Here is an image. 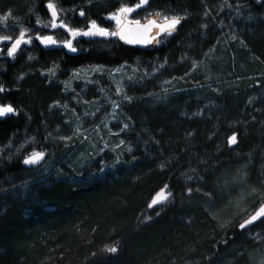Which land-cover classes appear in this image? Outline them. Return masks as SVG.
I'll return each mask as SVG.
<instances>
[{
	"label": "trees",
	"instance_id": "1",
	"mask_svg": "<svg viewBox=\"0 0 264 264\" xmlns=\"http://www.w3.org/2000/svg\"><path fill=\"white\" fill-rule=\"evenodd\" d=\"M55 1L61 7H79L87 2ZM201 1L210 5L220 2L149 0L145 6L147 14L159 11L186 17L177 33L159 47L126 46L118 38L81 37L73 42L78 49L75 53L65 48L43 51L35 46L37 60L47 64L50 57L53 61L57 59L59 68L67 70L84 64L113 67L137 58L168 53L170 59L180 55L187 63L194 60L204 64L210 57L208 47L204 46L211 47L219 36L208 34L203 38ZM44 2L40 0L38 7L43 17L47 16ZM241 2L249 8L244 17L251 19V23L237 25L242 33L241 46L232 41L225 44L226 49L212 62V73L221 71V74L211 73L219 78L218 82L208 85L204 91L215 88L213 99L179 98L150 111L139 110L149 120L145 125L149 133H139V139L131 140V144L144 146L142 154H136L138 161L131 155L129 159H122L121 165L101 171L97 159L76 169L68 162L71 152L49 149L39 167L51 159V170L39 178L21 180L24 174L36 168L23 166V157L0 166V182L11 178L17 182L14 187L18 190L13 195L0 197V264H178L183 257H194V239L206 238L209 224L198 209L200 198H185L183 175L198 176V171L210 166L213 159L215 162L218 152L230 154L231 147L248 157L252 155L240 162L246 165L253 161L252 169L260 164L262 167L264 161L259 157L264 149V4H257L256 0ZM86 13L94 14L90 8ZM78 15L74 18L81 22ZM97 21L105 24L100 19ZM26 23L34 24L31 18ZM37 29L42 32V28ZM18 66L14 63L5 73L0 72V83L5 89L2 96L17 108H23L25 115L17 110L16 114L0 120V149L18 134L29 135L30 131L45 134L40 122L43 115L46 117L45 105L51 93L41 81L32 78L20 89L11 90L7 85L8 75ZM233 133L237 143L229 147L227 141ZM230 164L236 162L225 166ZM212 175L213 172L209 177L211 186ZM165 184L172 190L175 204L149 209L151 196H148ZM211 190L215 192L213 187ZM147 198V207H143ZM156 208H161L162 212L155 216ZM140 209L141 213L136 215ZM192 214L196 219L192 225H187L188 216ZM178 216L185 220L181 221ZM144 217L151 219L141 222ZM229 235L226 245L240 235L237 226ZM129 241L134 242L133 247L127 245ZM113 244L118 246L117 253L102 252L106 245ZM222 245L221 242L216 248ZM213 256L215 258V254L210 255L203 264H213Z\"/></svg>",
	"mask_w": 264,
	"mask_h": 264
},
{
	"label": "rangeland",
	"instance_id": "2",
	"mask_svg": "<svg viewBox=\"0 0 264 264\" xmlns=\"http://www.w3.org/2000/svg\"><path fill=\"white\" fill-rule=\"evenodd\" d=\"M48 1L45 0L44 4ZM53 2L57 4L55 0ZM122 2L125 0H87L79 7H61L58 4L57 6L58 9L66 10L60 12V17L72 27L80 28V25L87 24L89 19H100L105 23L101 26L112 28L114 22H106L103 18L120 7ZM136 2L138 0H130L132 4ZM39 3L40 0H0V16L11 12V16L6 21H0V36L10 35L14 39L15 34L23 28L28 30L33 38L37 33L40 35L51 33L61 40L69 38L63 29L51 32L50 28H42L37 24L38 18L42 22L50 20L48 15L43 17L39 13ZM229 4L232 7H228ZM201 5L203 38L208 34L219 36L218 40L215 39L210 44L211 47L204 46V48L208 47L210 56L204 64L194 60H188L187 63L186 58L180 55L170 59L167 53L165 56L153 55L149 58H137L130 63L113 67L103 66V71H93L92 69L97 66H102L96 64H84L61 70L57 59L53 61V58L50 57V62L47 64L38 62L34 44L31 43V47L23 49L17 63L18 68L9 72L7 85L11 87V90L20 89L28 78H32L41 81L49 89L51 94L45 105L46 117L43 115L44 118L40 122L45 134L30 131L29 135H16V138L0 151V166L13 159L24 158L33 151L45 152L49 149H59L71 152L68 162L76 169H80L86 162L98 159L99 165H106L104 171L111 170L114 168L112 165L117 156L129 159L128 157L131 155L136 157V154L141 155L143 152V145L131 144L132 138H136V140L140 138L139 133H149L145 126L149 120L145 118V115L139 113V110L145 108L150 111L157 105H166L179 98L194 96L193 98L196 99H213L211 97L216 92L215 88L204 91L209 87L208 85L217 83L219 79L211 76V69L214 68L212 62L215 57L220 56V52L226 49L225 44L232 41L241 46L242 33L237 30V25L250 24L251 19L244 17L249 8L241 0H227V3L225 0H220V2L211 5L201 1ZM88 8L93 9L94 14L86 13ZM237 9H239V14ZM81 10L85 12L83 18L78 15ZM75 15H78L81 22L74 18ZM146 15L144 6L137 13H133L131 19H142ZM29 18L34 22L33 25L26 23ZM78 22L80 25H77ZM40 27L42 32L37 31V28ZM160 45L162 43H153L149 48ZM61 48H63L62 45L59 46V49ZM160 65L164 66L160 67ZM216 65H219V62H216ZM49 69L55 71L54 76L49 73ZM220 72L215 71L212 74L220 75ZM204 86L206 87L204 88ZM118 87L121 89L120 94H117L116 91ZM190 90L195 92L186 94ZM125 96L130 97L131 100H126ZM113 101L119 104L118 108L113 109ZM3 104H11L23 114L25 112L23 108H17L5 97L0 99V105ZM208 105L207 103L205 106L208 107ZM26 118L31 120L28 116ZM125 124L128 125L126 129L124 128ZM229 126L234 125L229 124ZM244 131L246 132V130ZM62 137H71V139L66 141ZM121 140L124 141L123 144L120 143ZM21 145L23 148L20 147ZM228 146L233 145L228 144ZM18 148L19 151H17ZM102 148L103 152H101ZM128 148H131L132 151L128 152ZM231 149L230 154L218 152L215 162L213 159L210 166L203 167L200 172L198 171V176L189 179L183 175L186 178L181 181L182 190L187 196L185 198L187 200L200 198L199 202L197 201L198 209L203 212L205 222L206 218L208 219L209 232L207 237L200 241L194 239L195 243L192 244L194 257L189 259L183 257V260H180L181 262L178 264H203L204 261H208L210 255L214 254L213 264H264V223L257 222L245 230H238L239 223L254 211L260 203V197L264 196V161L262 167L260 164L252 169L253 161L246 165L240 163L246 160L245 158L250 159L252 155L248 157L239 149H233V147ZM259 157L260 160H264V149L260 151ZM50 160L39 167L42 162L35 169L29 171L28 175L24 174L21 180L27 177L39 178L49 174ZM134 160L138 161L139 159L136 157ZM232 161L236 164L225 166ZM119 165L121 163L115 166ZM212 172L211 186L209 177ZM16 184L17 182L11 178L0 182V197L13 195L12 193L18 191L14 187ZM212 187L215 192L211 190ZM189 188L192 189L191 192L188 191ZM253 189L256 190L255 195L252 194ZM168 191L173 194L171 189L168 188ZM153 194L152 192L148 198ZM148 198L144 201L143 207H147ZM174 200L173 194L171 199L164 203V207L168 204H175ZM189 208L193 207L190 205ZM160 210L162 212L161 208L154 212L155 216L160 213ZM141 211L142 209L136 215ZM194 215L188 216L190 220L186 221L187 225L193 224L196 219ZM178 218L181 221L185 220L183 216H178ZM221 224L228 226L222 228ZM234 226H237L240 235L236 240L226 245V238L230 236ZM112 232L110 231V234ZM257 235L261 239H255ZM105 241L106 239L103 245ZM221 242L222 247L216 248ZM127 245L133 247L134 242L129 241ZM186 251L191 253L190 250L186 249Z\"/></svg>",
	"mask_w": 264,
	"mask_h": 264
},
{
	"label": "snow or ice",
	"instance_id": "3",
	"mask_svg": "<svg viewBox=\"0 0 264 264\" xmlns=\"http://www.w3.org/2000/svg\"><path fill=\"white\" fill-rule=\"evenodd\" d=\"M227 3V0H225ZM257 4H264V0H256ZM149 4V0H138V2L132 4L130 0H125L120 4V7L116 8L115 11L108 13L106 17H104V21L106 22H114V27H103L100 23L95 19H89L87 24L80 27H72L69 23H66L64 19L60 17L61 11H66L64 9H58L56 3L53 0H49L46 7L50 13V20L47 22H42L39 18L37 19V24L41 25L42 28H50L54 30L63 29L67 34V39H57L54 35H40L37 33L35 39L40 42V44L45 47L51 46H63V48L67 49L68 52L75 53L78 51L76 47H74V41L79 37H103L105 39L108 38H118L119 40L124 41L128 44H141V45H149V44H160L163 43L168 37L173 36L178 30V26L181 25L182 21L186 19L185 16L180 15H166L159 11L154 13H148L142 19H131L133 13H137L138 10L144 8V6ZM228 7H232L231 4ZM31 11V10H30ZM239 14V9H237ZM207 15V13H206ZM9 16H11V12L5 13L3 16H0V21H6ZM80 17H85V12L83 10L79 13ZM206 27V25H204ZM11 42V46L7 48V56L15 57L17 50L21 47L22 44H31L33 42V37L29 34L28 30L21 28L19 31V35L13 39L10 35L0 36V43ZM164 65H160L163 67ZM123 67V66H121ZM195 67V65H193ZM93 71H103V66H97L92 69ZM49 73L51 75H55V71L53 69H49ZM147 75V73H145ZM131 79V78H130ZM5 89L2 85H0V93L4 92ZM117 94H120L121 89L118 87L116 89ZM126 100H131L130 97L125 96ZM113 109L119 107V104L115 101L112 102ZM16 109L11 104H3L0 105V117L8 116L9 114H16ZM88 115V113H85ZM128 127L127 124L124 125L126 129ZM66 141L71 139V137H62ZM121 144L124 143L123 140L120 141ZM237 143V136L233 133L232 136L228 138L229 145H235ZM10 146V145H9ZM23 148V145L20 146ZM107 147V145H105ZM20 149L18 148L17 151ZM103 148L101 152H103ZM2 151V149H0ZM114 151V150H113ZM128 152H131L132 149L128 148ZM46 158V153L44 151H33L29 155L25 156L23 159L24 165L30 166H38L44 159ZM135 159V157H133ZM122 162V158L117 156L115 161L113 162V167L116 164ZM165 165L162 163L160 165L163 168ZM104 167L106 165L101 166V171H104ZM191 179V177H189ZM25 187L27 184L25 183ZM169 186L165 184L163 187L159 189L153 196L151 202L149 203V209L154 208L158 205H163L168 200L171 199L172 193L168 191ZM189 192L192 191L191 188L188 189ZM199 191V189H197ZM252 194H256V190H252ZM208 195V194H205ZM159 215V213H157ZM151 217H144L141 222H145L150 220ZM264 223V196L260 197L259 207L255 209V211L248 215L241 223H239L238 227L240 230H245L249 226L253 225L255 222ZM227 224H221L220 227L225 228ZM255 239H261L258 235ZM118 251V246L113 244L111 246L106 245L102 252L106 254H115ZM93 256L96 253L92 254Z\"/></svg>",
	"mask_w": 264,
	"mask_h": 264
},
{
	"label": "flooded vegetation",
	"instance_id": "4",
	"mask_svg": "<svg viewBox=\"0 0 264 264\" xmlns=\"http://www.w3.org/2000/svg\"><path fill=\"white\" fill-rule=\"evenodd\" d=\"M41 28V27H40ZM54 29H51V32L53 31ZM19 32H17L15 34V38L18 36ZM47 35H52L51 33L47 34ZM14 38V39H15ZM85 38V37H83ZM86 39V38H85ZM32 44H34L35 46H37V43L35 41V39L33 38V42ZM32 44H30L29 46H25V45H21V47L17 50V53L15 55V57H8L7 56V48L11 46V42H4V43H1L0 44V72L3 74L6 72V69L8 68L9 69V66L14 64V63H18L19 59H20V54L22 52V50L28 48V47H31ZM38 47V46H37ZM3 86V85H2ZM4 87V86H3ZM0 99H3L4 97L2 96V93H0ZM228 142V141H227ZM155 195V194H154ZM153 198V195L151 196V200ZM151 202V201H150ZM256 209V208H255ZM254 209V210H255Z\"/></svg>",
	"mask_w": 264,
	"mask_h": 264
},
{
	"label": "water",
	"instance_id": "5",
	"mask_svg": "<svg viewBox=\"0 0 264 264\" xmlns=\"http://www.w3.org/2000/svg\"><path fill=\"white\" fill-rule=\"evenodd\" d=\"M48 2H49V1H48ZM48 2H46V3L44 4V9H45V11H46L48 17L50 18V13H49V11L47 10V7H46V5H47ZM18 35H19V34H18ZM85 38H86V39H89V37H85ZM91 38L105 39V38H103V37H91ZM34 39H35V38H34ZM35 41H36V43H37V46H38L40 49H42L43 51H50V50H58V49H59V46L45 47L44 45L40 44V42H39L38 40L35 39ZM121 41H122V40H121ZM122 43H123L124 45H126V46H140V47H146V46H148V45H141V44H128V43H125L124 41H122ZM0 44H1V43H0ZM23 45L28 46V44H23ZM5 117H6V116H5ZM5 117H0V120L4 119ZM24 158H25V157H24ZM24 158H23V159H24ZM23 159H22V161H21L22 164H23ZM43 161H44V160H43ZM43 161H42V162H43ZM42 162H41V163H42ZM41 163H40V164H41ZM40 164H39V165H40ZM39 165H38V166H39ZM23 166H25L26 168H35V167H37V166H30V165H24V164H23ZM258 207H259V205H258L256 208H258ZM254 211H255V210H254ZM254 211H253V212H254ZM253 212H252V213H253ZM252 213H251V214H252ZM242 221H243V220H242ZM242 221H241V222H242ZM257 222H259V221H257ZM257 222H255V223H257ZM255 223H254V224H255ZM251 226H252V225H251ZM249 227H250V226H249ZM238 230H240L239 227H238Z\"/></svg>",
	"mask_w": 264,
	"mask_h": 264
}]
</instances>
